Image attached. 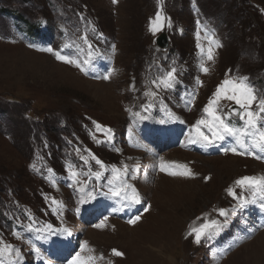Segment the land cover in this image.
Listing matches in <instances>:
<instances>
[{"label":"rangeland","instance_id":"1","mask_svg":"<svg viewBox=\"0 0 264 264\" xmlns=\"http://www.w3.org/2000/svg\"><path fill=\"white\" fill-rule=\"evenodd\" d=\"M46 47L90 59L88 75ZM172 69V88L153 84ZM239 77L264 98V0H0V242L20 251L0 264H69L77 253L94 264H264V213L250 202L233 212L227 193L241 177L264 176V159L225 153L231 137L189 142L217 87ZM233 105L222 99L218 114ZM179 165L191 175H169ZM125 166L116 179L113 168ZM121 181L140 195L134 208L109 193ZM205 216L220 229L196 244L189 233Z\"/></svg>","mask_w":264,"mask_h":264},{"label":"snow or ice","instance_id":"2","mask_svg":"<svg viewBox=\"0 0 264 264\" xmlns=\"http://www.w3.org/2000/svg\"><path fill=\"white\" fill-rule=\"evenodd\" d=\"M113 3H116V0H113ZM164 18L161 16L159 12L156 14L155 20L151 21L149 25V31L155 34L157 31L161 30L162 21ZM199 24V22H197ZM169 26L170 22H169ZM95 31V29H93ZM197 38L199 39V33H197ZM84 44L88 46L89 49H92V44L88 40L87 35L85 34L82 37ZM33 47L34 45H29ZM219 46V45H217ZM65 47H69L65 45ZM199 48L200 45L197 44ZM115 49V45H113V50ZM41 51H45L51 53L55 56L58 61L64 62L66 64L74 65L79 68L81 72L85 75H88L89 66L91 64L90 59L80 60L78 58H73L71 55L62 54L63 50H54L51 47H46L39 49ZM203 51V50H202ZM89 57L92 56V52L89 51ZM207 59L209 61L213 60V51L211 48L208 49ZM201 70L205 73L208 72V68L204 66L202 63L200 65ZM175 69L167 72L165 76H163L159 81H153L157 87H163L164 89H170L174 86L176 81ZM102 79H109L108 75H104L99 77ZM247 77H239L233 79H224L222 83L217 87L216 91L213 93L212 98L209 99L208 104L205 106L203 111L207 113L210 119L201 118L196 122L193 128L196 131V137L190 139V143L201 144L203 147L207 148L208 146H212L217 144L219 141H224L226 137H231L235 140L236 146L225 147L223 151L225 153L232 152L235 155L241 156H252L255 159H264V155H259L258 153H264V98H258L255 94L254 89L246 83ZM199 83V81H197ZM146 95L155 96V92L146 93ZM229 100L234 101L236 105H238V109H232L229 113L225 115L218 114L219 102L221 100ZM255 104V110H253V105ZM151 107V105H149ZM137 116L139 113L136 114ZM171 115V114H169ZM236 116L240 121L243 122L241 127H235L230 119H226V116ZM174 119H178L173 117ZM161 123H166V121H160ZM183 123V121H181ZM201 125L206 127L208 131L211 133V136L206 135L203 131H201ZM100 129V125L96 126ZM106 132L109 134L108 139H111V129H106ZM239 149V150H238ZM79 151V149H77ZM91 159L95 160L97 165L103 169L105 166L102 161L97 159L94 155L89 153ZM88 163V160L85 157H81ZM178 167L184 168L183 172H169V175H191V171L186 168L184 165H179ZM167 166L162 163L161 171H166ZM51 172L52 170L49 169ZM113 171L117 174L116 179H120L122 175L127 174V166L124 167L123 170L113 168ZM94 175L99 178L102 175V172H95ZM69 176L75 181L78 173L69 166ZM79 183L80 181H76ZM112 183L111 181L109 182ZM236 188L241 189V193L238 194L236 192ZM83 191V188H81ZM247 191L251 193L250 200L243 195V192ZM109 193L112 197H119L124 201L128 202V205H135L141 202L140 195L136 191V189L131 185L121 181L118 187H110ZM227 193L229 196L233 198V200L237 201V204L232 209L235 212L236 208L243 207L246 203H252L257 205L259 210L264 213V176H244L240 179H237L234 183V187H229L227 189ZM108 195V193H105ZM89 196L94 199L95 197L89 194ZM54 204L58 203L57 201H52ZM84 202V201H82ZM148 209L145 208L144 211ZM219 216L226 217L229 214V210L220 208L216 210ZM140 219L139 216H135L134 218L129 220L130 224H135L136 221ZM200 219V218H198ZM30 227V226H29ZM96 227H102L101 225H96ZM47 228L49 230L52 229L51 225H48ZM220 229V222L216 219H208L207 216L203 218V222L199 224L197 227H191L189 235H194V242L196 244H200L202 238H211L216 232ZM63 233L67 234V229L63 230ZM19 238V237H18ZM46 238V237H45ZM86 247L85 244L81 245V250ZM33 249L39 254V249L33 245ZM89 251H91L89 249ZM114 255L121 256L122 253L113 250ZM20 257L19 249H16L11 244H4L0 242V260H10L11 257ZM95 258L91 255L87 257H82L80 253H77L69 264H94Z\"/></svg>","mask_w":264,"mask_h":264},{"label":"water","instance_id":"3","mask_svg":"<svg viewBox=\"0 0 264 264\" xmlns=\"http://www.w3.org/2000/svg\"><path fill=\"white\" fill-rule=\"evenodd\" d=\"M159 44L163 47L166 48L168 46V42H167V36L165 33H162L159 37ZM232 109H238V107H233Z\"/></svg>","mask_w":264,"mask_h":264},{"label":"bare ground","instance_id":"4","mask_svg":"<svg viewBox=\"0 0 264 264\" xmlns=\"http://www.w3.org/2000/svg\"><path fill=\"white\" fill-rule=\"evenodd\" d=\"M35 54H36V53H35ZM36 55H37V54H36ZM41 57H42V56H41ZM43 60L48 61V60H50V58H49V57H48V58H44ZM50 62H51V61H50ZM57 68H58V67H57ZM106 68H107V67H106ZM106 68H105V69H106ZM57 71H58V70H57ZM61 72H62V71H61ZM87 81H89V80H87ZM95 84H96V85H99V84H97V83H94V85H95ZM101 85H103V84H101ZM99 87H100V86H98L96 90H97V91L99 90V92H100V91H101V90H100L101 88H99ZM169 188H171V185L169 186ZM175 188H177V190H178V188H180V186L177 185V187H175ZM175 188H173V189H175ZM174 192H175V194H176V189H175ZM177 195H178V194H177Z\"/></svg>","mask_w":264,"mask_h":264}]
</instances>
